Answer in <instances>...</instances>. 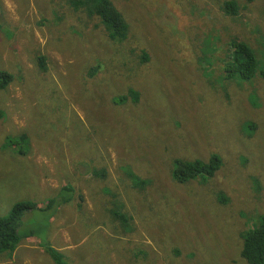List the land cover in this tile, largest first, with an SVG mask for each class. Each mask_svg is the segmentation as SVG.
Masks as SVG:
<instances>
[{"label": "rangeland", "instance_id": "374dc122", "mask_svg": "<svg viewBox=\"0 0 264 264\" xmlns=\"http://www.w3.org/2000/svg\"><path fill=\"white\" fill-rule=\"evenodd\" d=\"M226 1L112 0L128 25L115 39L69 0H0V69L13 75L0 89V215L24 200L43 210L23 215L0 264H56L45 245L63 264H248L242 234L264 211V2L230 13ZM231 41L254 52L250 79L227 75ZM211 154L212 176L173 179L175 159ZM92 159L106 177L90 198L49 205L51 186L77 177L64 170ZM118 207L134 222L121 233Z\"/></svg>", "mask_w": 264, "mask_h": 264}, {"label": "trees", "instance_id": "16d2710c", "mask_svg": "<svg viewBox=\"0 0 264 264\" xmlns=\"http://www.w3.org/2000/svg\"><path fill=\"white\" fill-rule=\"evenodd\" d=\"M69 4L75 10H82L88 15L99 17L109 37L115 39L126 37L128 25L112 0H69ZM234 7H236V5L233 0H227L224 3V10L226 12L233 13L235 10ZM229 53H231V60L226 67L227 75L236 74L242 79H250L255 75L256 56L246 43L243 41H231ZM142 59L146 60L145 54L142 56ZM37 63L41 69L45 68L42 57L37 59ZM261 76L264 78V70L261 71ZM12 81L13 75L9 71L0 69V89L6 88ZM136 96L134 97L137 98ZM2 116L3 112L0 110V119ZM25 140L26 138L23 139V141ZM18 153L22 152L18 150ZM92 163H95L93 165L95 175L103 174L102 177H99L105 178L106 172L104 169L106 168L102 165L103 162L100 164L101 171H99L98 165L93 159ZM219 164V158L215 154H211L207 161L198 158L185 161L175 159L172 177L178 182H185L198 176L210 177L218 170ZM66 188L67 191L64 190ZM69 192L72 193L71 185L63 184L55 198L48 200L49 205L53 204L55 201H60L61 203L71 201L72 196L69 195L67 197ZM114 208L111 209V216L116 233H121L127 228L134 226L132 218L126 211L119 207L118 210H114ZM32 210L43 211L40 206L33 201H17L11 206L9 212L5 216L0 215V253L8 251L12 253V251H14L19 243L18 227L22 223L23 215ZM45 249L49 251L56 264H63L59 251L48 245H45ZM240 255L248 264H264V211L258 215L256 224L242 234Z\"/></svg>", "mask_w": 264, "mask_h": 264}, {"label": "crops", "instance_id": "0c3cea01", "mask_svg": "<svg viewBox=\"0 0 264 264\" xmlns=\"http://www.w3.org/2000/svg\"><path fill=\"white\" fill-rule=\"evenodd\" d=\"M8 87V86H7ZM24 138H26L25 136H22L21 137V141L24 139ZM47 162V161H46ZM49 165V164H48ZM50 166V165H49ZM25 167L26 168H28V165L27 164H25ZM31 167H33V168H36L37 167V165L35 164V165H33V166H31ZM77 168V167H76ZM82 167H80V169H75V170H69V172H67V171H65L64 170V173H65V175H69L70 177H72V176H77V177H73V181H78L79 183H81L82 184V186L80 185L79 187H78V190L75 188V186L72 184V180H70L71 182L68 184V183H64L65 185H71V187H72V193H70L69 192V194L67 195V197L69 196V195H71L72 196V200L71 201H69V202H66V203H68V204H70L75 198H79L80 199V201L76 204V206L77 207H81V205H82V200H83V193H82V191H81V189L83 188L84 189V191H86L87 192V194H88V197L90 198V192L91 191H95V188L91 185V183L93 182L92 180H91V178H95L96 176H94L95 175V171H94V169H91V166L89 165V167L88 168H86V169H81ZM29 169V168H28ZM29 173H30V175H32L33 173H32V171L29 169ZM62 186V185H61ZM61 186L59 187V188H55L54 186H51V188H50V190H52V191H55V192H57V191H60V188H61ZM65 191H67V188L66 189H64ZM66 203H61L62 205L63 204H66ZM84 203V202H83Z\"/></svg>", "mask_w": 264, "mask_h": 264}]
</instances>
